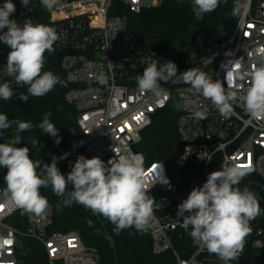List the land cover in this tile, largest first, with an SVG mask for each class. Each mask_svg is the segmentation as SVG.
Returning a JSON list of instances; mask_svg holds the SVG:
<instances>
[{
    "label": "built area",
    "instance_id": "2783aa9c",
    "mask_svg": "<svg viewBox=\"0 0 264 264\" xmlns=\"http://www.w3.org/2000/svg\"><path fill=\"white\" fill-rule=\"evenodd\" d=\"M160 1L60 0L56 8L48 11L46 25L55 28L60 37L54 48L62 54L60 68L69 87L64 98L74 108L75 122L82 134L77 148L84 149L86 158L99 157L106 165L116 153H138L134 147L142 131L156 112L176 98L180 107L176 119L180 145L175 167L183 175L171 188L157 184L148 193L154 198L153 216L146 228L152 255L163 258L162 264H223L215 254L193 242L177 210L193 188L206 182L208 174L235 163L253 169L239 187H248L257 195L262 212L251 221L242 253L229 264H264V120L252 119L239 103L233 106V115L222 117L211 101L199 96L183 79V72L195 67L225 82L227 88L226 75L232 61L240 59L247 69L264 63V0H239L241 10L231 29L218 26L217 50L202 58L187 56L184 70L161 85L166 90L156 98L137 88L136 77L152 59V51L143 40L125 34L127 19L121 6L138 15ZM4 2L0 0V5ZM12 2L16 11L11 19L23 23L30 18L35 23L32 9L24 8L21 0ZM235 3L236 0H220L219 5L234 8ZM9 51L0 41V82L11 84L15 95L8 101L16 102L24 85H16L2 75ZM100 75L107 78L106 84L98 81ZM235 86L242 91L247 82L236 81ZM198 110L206 113L205 118L195 117ZM69 155L70 152L62 154L57 163ZM159 163L167 176L163 161L147 164L144 160L149 177ZM52 223L50 204L44 214L36 216L0 197V264H23L26 241L42 245L48 264H98L95 252L85 247L76 233L50 232Z\"/></svg>",
    "mask_w": 264,
    "mask_h": 264
},
{
    "label": "clouds",
    "instance_id": "9594fccd",
    "mask_svg": "<svg viewBox=\"0 0 264 264\" xmlns=\"http://www.w3.org/2000/svg\"><path fill=\"white\" fill-rule=\"evenodd\" d=\"M40 3L52 11L60 0H40ZM219 3L220 0H192L193 12L197 16L213 12ZM21 4L28 8L30 0H21ZM240 10L239 0H236L232 14L237 15ZM15 11L12 0L0 5V41L10 48L2 75L14 80L16 85L26 86L28 95L20 94V99L28 101L29 95L43 97L62 83L53 72L42 71L45 53L55 52L54 45L60 37L55 28L33 23L30 18L23 23L11 19ZM231 63L232 68L226 75L227 88L225 82L195 67L184 71L183 79L199 96L211 101L222 117L233 115V106L239 103L252 119L264 120V63L254 64L250 69L244 68L240 59ZM177 72L174 62L161 64L149 58L142 75L136 77L137 88L160 98L166 90L160 82L172 81ZM98 81L106 84L107 78L100 75ZM236 81L247 82V87L238 91ZM14 95L10 83L0 82V99L8 101ZM194 115L203 119L206 113L198 110ZM50 116V112L46 113L38 127L59 144V128L50 121ZM13 125L17 127L12 137L0 143V166L7 168L6 186L0 190V197L24 213L44 214L49 201L41 195L40 189L50 188L56 196L63 197L62 206L82 205L114 224L117 233L127 228L142 232L154 212V198L148 195L151 188L157 184L171 188L160 163L149 177L143 156L131 152L123 155L115 152V158L107 165L99 157L80 155L65 177L57 167L55 156L51 163H44L30 158L28 147L16 146L23 139L21 133L33 128L30 121L9 120L6 114L0 113V137ZM39 143L34 142L36 146ZM252 172L249 165L221 166L220 170L208 174L206 182L193 188L178 205L177 217H182V226L189 231L193 242L215 254L223 264L239 257L245 238L251 232V221L262 212L257 195L248 187H239L243 178ZM69 185L72 186L70 191Z\"/></svg>",
    "mask_w": 264,
    "mask_h": 264
},
{
    "label": "trees",
    "instance_id": "16d2710c",
    "mask_svg": "<svg viewBox=\"0 0 264 264\" xmlns=\"http://www.w3.org/2000/svg\"><path fill=\"white\" fill-rule=\"evenodd\" d=\"M28 9L34 12L35 23L47 24L48 10L41 5L40 0H30ZM121 13L127 19L125 34L143 40L152 51V60L161 64L174 62L177 74L184 70L183 61L187 54L202 58L215 52L219 47L218 26L223 25L229 31L236 16L232 14L233 7L220 5L213 12L197 16L193 12L192 0H161L158 6L144 9L138 15L121 6ZM193 34H196L195 46L191 48ZM61 57L62 54L57 51L46 52L42 71L53 72L62 83H58L43 97L29 95L28 101L20 99L16 102L0 100V113L6 114L9 120L30 121L33 124L31 130L21 133L23 139L16 145L28 147L30 158L51 163L53 156L58 159L62 154L70 152L67 159L57 163L66 177L76 159L80 155L86 157V154L84 149L77 148L82 134L75 122L76 112L64 98L69 87L60 68ZM160 83L163 85L167 82ZM23 94L28 95L26 86ZM49 112L50 121L59 128V144L55 143L54 137L43 133L38 127L43 116ZM179 112V104L173 97L168 106L154 114L151 124L142 131L141 140L134 147L147 164L153 161L165 163L171 186L178 184L183 175L175 167L180 145L176 127ZM16 127L13 125L7 130L5 136L0 137V143L10 139ZM34 142L40 143L36 146ZM6 173L7 168L0 166V186L6 184ZM68 190H72L71 185ZM40 192L47 197L53 209V223L49 231L76 233L83 245L95 252L98 264H162L163 258L151 253L147 229L141 232L127 228L117 233L114 231L115 225L103 216L93 214L91 210L75 203L70 207L62 206L63 197L56 196L50 188H41ZM25 254L23 264H48L44 248L36 241L25 242Z\"/></svg>",
    "mask_w": 264,
    "mask_h": 264
},
{
    "label": "water",
    "instance_id": "95a60500",
    "mask_svg": "<svg viewBox=\"0 0 264 264\" xmlns=\"http://www.w3.org/2000/svg\"><path fill=\"white\" fill-rule=\"evenodd\" d=\"M195 38H196V34H193V36H192V44H191V48H194V46H195ZM190 55V53L189 54H187V56H189Z\"/></svg>",
    "mask_w": 264,
    "mask_h": 264
},
{
    "label": "snow or ice",
    "instance_id": "6c2138e0",
    "mask_svg": "<svg viewBox=\"0 0 264 264\" xmlns=\"http://www.w3.org/2000/svg\"><path fill=\"white\" fill-rule=\"evenodd\" d=\"M242 167H246L247 165H241ZM5 243H9V241H5Z\"/></svg>",
    "mask_w": 264,
    "mask_h": 264
},
{
    "label": "rangeland",
    "instance_id": "374dc122",
    "mask_svg": "<svg viewBox=\"0 0 264 264\" xmlns=\"http://www.w3.org/2000/svg\"><path fill=\"white\" fill-rule=\"evenodd\" d=\"M194 57H196L195 55H190V57L189 58H194Z\"/></svg>",
    "mask_w": 264,
    "mask_h": 264
}]
</instances>
